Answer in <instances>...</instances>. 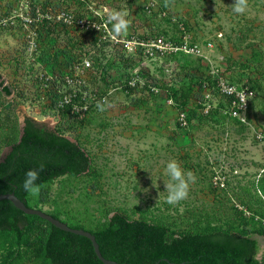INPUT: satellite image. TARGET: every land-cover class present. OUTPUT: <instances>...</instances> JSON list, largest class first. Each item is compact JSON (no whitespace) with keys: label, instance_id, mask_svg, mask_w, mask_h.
<instances>
[{"label":"rangeland","instance_id":"374dc122","mask_svg":"<svg viewBox=\"0 0 264 264\" xmlns=\"http://www.w3.org/2000/svg\"><path fill=\"white\" fill-rule=\"evenodd\" d=\"M233 2L0 0V156L30 117L76 140L91 157L85 173L49 180L38 196L28 193V205L90 230L105 227L114 212L144 218L166 225L167 239L214 227H264L256 188L264 176V0H247L240 14ZM112 11L127 13L126 34L114 37L107 22ZM132 34H162L201 50L129 55L115 38ZM84 58L91 67L79 73L87 91L78 98L82 107L59 115L61 96L70 91L66 78ZM212 70L254 90L247 122L219 110L194 115L198 82ZM181 112L191 124L179 123ZM173 159L196 177L188 198L175 206L166 202L163 183ZM254 236L260 256L264 236ZM12 262L47 264L35 243Z\"/></svg>","mask_w":264,"mask_h":264},{"label":"trees","instance_id":"16d2710c","mask_svg":"<svg viewBox=\"0 0 264 264\" xmlns=\"http://www.w3.org/2000/svg\"><path fill=\"white\" fill-rule=\"evenodd\" d=\"M2 90L10 93L8 86H2ZM70 110L71 103H65L57 111L64 116ZM193 111L194 115L202 113L197 107ZM186 119L187 125L191 124V115ZM10 145L12 149L0 159V193L14 191L27 205L28 193L23 188L27 171H39L43 165L36 181L41 186L65 174H83L90 168L91 157L76 140L30 117L24 118L21 137ZM256 188L264 200V176L258 179ZM87 230L94 234L101 254L120 264H264V251L258 256L260 245L254 236H264L263 226L250 232L214 227L167 239L166 225L114 212L105 227ZM31 243L40 247L47 264H102L87 237L62 230L38 215L26 214L7 199L0 200V264H13L21 248Z\"/></svg>","mask_w":264,"mask_h":264},{"label":"built area","instance_id":"2783aa9c","mask_svg":"<svg viewBox=\"0 0 264 264\" xmlns=\"http://www.w3.org/2000/svg\"><path fill=\"white\" fill-rule=\"evenodd\" d=\"M115 42L119 43L120 48L127 51L129 55L134 56L148 57L151 55L159 57L160 54L164 55V53L173 56L182 52L192 55L197 53L196 55H198L201 50L196 42L193 44L187 43L184 40L173 42L172 39L166 38L162 34L156 35L153 38L132 34L126 38H115ZM201 43L203 44V41ZM81 63L82 67L78 68L77 66L76 74L71 77L67 76L66 78L70 91L61 96L59 101L60 107L65 103H71V109L82 107V105H77L78 98L80 95L86 97L87 91L85 90L86 84L79 73L84 67H91V62L89 59L84 58ZM136 76L137 74L135 73L127 81L131 88L136 79H138ZM199 82V95L195 100L197 110L205 114L209 113L212 109H218L241 123L247 122L249 103L255 95L254 90L249 84H237L214 70L211 71V74L205 75ZM215 96H217L218 100L214 99ZM171 101L173 100L171 99ZM220 103H222L221 106L219 105ZM179 123L182 126H187L185 112L179 114Z\"/></svg>","mask_w":264,"mask_h":264},{"label":"clouds","instance_id":"9594fccd","mask_svg":"<svg viewBox=\"0 0 264 264\" xmlns=\"http://www.w3.org/2000/svg\"><path fill=\"white\" fill-rule=\"evenodd\" d=\"M168 0H165V6ZM247 8V0H234L233 10L240 14ZM126 12L112 11L108 13L107 22L112 25V33L114 37H118L127 33L129 21L126 19ZM98 109L103 111L101 103L97 105ZM39 171H43V165ZM39 171L31 169L25 174L23 182L24 190L32 196H38L40 186L36 183L39 179ZM164 175L166 179L163 181L166 195V202L169 205H178L186 200L189 196L190 186L196 182V177L191 171H185L180 163L176 160H169L165 166Z\"/></svg>","mask_w":264,"mask_h":264},{"label":"water","instance_id":"95a60500","mask_svg":"<svg viewBox=\"0 0 264 264\" xmlns=\"http://www.w3.org/2000/svg\"><path fill=\"white\" fill-rule=\"evenodd\" d=\"M23 126V124H22ZM22 126H21V131L19 134V138L21 137V133H22ZM12 149V145H8L5 150L3 151V153L0 156V159L4 158V156ZM2 199H7L9 200L16 208L20 209L21 211H23L26 214H35L38 215L39 217L49 221L51 224H53L54 226L65 230V231H69L75 234H79V235H83L85 237H87L93 246V250L96 254V256L98 257V259L102 262V264H120L117 261L111 260V259H107L105 258L100 250H99V245L97 243V241L95 240V236L94 234L84 228H78V227H72L69 226L66 222H64L63 220H61L60 218H56L54 217L52 214L37 208V207H32L27 205L26 203H24L23 200H21L19 197H17L14 193V191H10V192H5V193H0V200ZM167 260V259H165ZM172 264H174L173 262H171Z\"/></svg>","mask_w":264,"mask_h":264}]
</instances>
